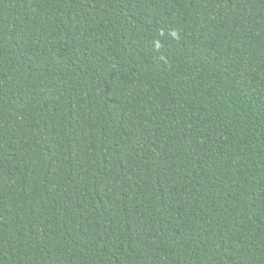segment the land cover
I'll use <instances>...</instances> for the list:
<instances>
[{
  "label": "trees",
  "instance_id": "1",
  "mask_svg": "<svg viewBox=\"0 0 264 264\" xmlns=\"http://www.w3.org/2000/svg\"><path fill=\"white\" fill-rule=\"evenodd\" d=\"M0 264H264V0H0Z\"/></svg>",
  "mask_w": 264,
  "mask_h": 264
}]
</instances>
